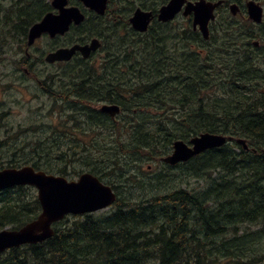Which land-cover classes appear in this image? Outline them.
Masks as SVG:
<instances>
[{"label":"trees","instance_id":"16d2710c","mask_svg":"<svg viewBox=\"0 0 264 264\" xmlns=\"http://www.w3.org/2000/svg\"><path fill=\"white\" fill-rule=\"evenodd\" d=\"M45 1L28 0L24 3L25 6L18 8L14 16L5 17V22L10 25L9 34L15 35L20 43L24 44L31 25L51 10ZM155 1V4L159 6L167 0ZM42 2L43 5H41ZM122 2L124 5L118 19L114 8L111 14L116 21L110 20L103 23L102 19L94 18L104 28L90 34L98 38H104L106 35L112 38L109 43L104 42L111 45L107 47L104 56H97L95 63L90 66L87 65L88 62L78 61L75 67H80V72L75 73L76 75L71 72L61 74V79L57 81L59 91H53L55 103L69 112L72 110L67 114L72 112L77 114L78 118H73L74 125L71 126L66 121V126H71V129L65 126L66 129L73 130L72 138L68 139L73 144L56 143L53 146V133L55 134L53 127L50 132L51 145L43 149L40 154L34 150L29 160L8 161L10 167L30 164L36 170L63 177H76L82 172V170L77 171L74 165L77 155L73 162L69 158L71 151L75 153L76 150H80V165L86 167V171L94 175L96 173L101 181L111 186L116 192L118 189L121 192L108 212L66 218L54 226L53 237L40 244L28 245L29 248L26 245L5 252L0 255V264H264L262 246L264 240V65L258 62L259 59L256 57L258 54L251 51L252 46L248 42L254 37L257 38L258 35L249 31L244 24L233 21L232 29L234 30L227 34L228 39L220 45L221 51L226 52L229 59L223 55L221 60V57L206 50L209 60L206 61V57L202 56L203 53L194 51L188 53L189 55L182 54L181 59L179 58L182 63L179 64L174 56L166 55V52L171 50L167 46L168 42L176 39L171 30L153 22L148 33L144 35L135 33L127 25L132 4L128 0H118L117 3L111 0L110 3L115 7L117 4L122 5ZM147 4L152 6L153 3L149 1ZM125 11L127 14L124 13ZM85 28L90 30L91 25L86 23ZM121 31L122 35H120ZM190 35H192L190 38L195 36L199 38L196 33L190 32ZM56 45L57 43L53 44V46ZM23 60L28 62V58L24 57ZM240 65L243 68L239 67ZM245 65L252 68L255 73H260L258 77H262H248L247 73L250 69ZM223 67H227V70H222ZM215 70L221 78L217 75L213 76L214 79L217 78L213 87L210 80L208 81L210 84L206 83L201 76L210 77V73ZM127 74L134 80L132 77L129 79L130 76ZM198 76H200V82L197 80ZM123 80H126V83ZM93 82L95 85L92 84ZM85 83L88 88L84 85ZM101 85L106 88H101ZM84 88L87 90L84 91ZM42 90L47 95L51 94L43 87ZM242 90H244L243 93ZM120 93H125L124 97ZM106 97L108 101L105 100ZM66 98L69 100L67 101ZM125 98H128L127 101ZM105 101L106 103L118 101L122 112L126 113L125 116L122 113L117 118L118 121L114 122L107 116L99 114L94 109V105ZM152 111L155 112L152 115L158 118L161 116L160 120L150 117ZM172 111L175 116L171 115ZM166 112L170 114V118H163ZM103 127V130L107 129L106 133L109 131L106 134L105 143V138L99 134ZM204 132L245 139L249 148L244 150L237 144L236 146L234 143H229L221 148L207 151L190 162L180 165L179 169L184 168L181 180L178 179L181 174L172 173L174 168H165L166 171L162 172L157 179L166 184V188L163 189L155 186L153 179L146 180L138 175L142 173L144 169L142 167L147 161L167 155L174 140L180 139L187 142L193 136ZM92 134L95 135V142L92 139L87 144V137ZM97 143L105 145L101 146ZM39 146L37 145L36 149ZM21 162L23 164L19 165ZM131 163H134V169L130 168ZM96 164H98L97 168ZM167 179H170L169 183ZM191 180L202 182L203 186L200 189L191 188L189 186ZM174 183L177 185L175 188H173ZM181 184H184V188L179 186ZM124 187L133 191L131 196ZM166 189L167 192L163 195H155ZM188 190L197 191L198 194H189ZM31 191H33L32 188L19 187L0 193V230L6 227L12 230L19 229L40 213L36 195ZM254 218L257 220L255 221ZM109 230L113 231L109 232ZM189 230L195 234H191ZM187 232L189 233L186 234ZM187 239L191 241H186ZM143 254L145 257L142 256ZM146 255L149 257L147 258Z\"/></svg>","mask_w":264,"mask_h":264},{"label":"rangeland","instance_id":"374dc122","mask_svg":"<svg viewBox=\"0 0 264 264\" xmlns=\"http://www.w3.org/2000/svg\"><path fill=\"white\" fill-rule=\"evenodd\" d=\"M27 1L28 0H0V167L2 168L10 166L8 161H18L22 159L29 160L33 156L34 150L40 154L43 149L49 147L51 145L50 132L53 127L55 128L53 129V132H55V134L53 133V146L56 145V143L73 144L70 143L68 139L72 138L73 130L71 131L70 129L71 126L74 125L73 118L76 116L74 113L67 114L70 113L67 109L61 107V105L55 103L54 100L50 98L53 97V91H59V82L57 81L61 79L60 75L66 72L67 68L65 66L67 65H48L40 63V60L43 59L47 51L53 47V40H50L47 37H42L41 39H38L29 49V59L27 62L29 64L23 66L27 69L29 68L28 70L31 71V74L30 76H26L22 73L20 68V61H22L25 56L26 39L24 40V44H22L15 37V35L9 34L8 32L10 25L5 22V17L14 16L15 13H17L18 8L21 9L20 7L25 6L24 3ZM128 1L132 4L130 8H135V6L144 4H146V6L148 5L145 0ZM260 1L264 2L263 0ZM113 2L116 3L118 0H113ZM154 2L156 1L154 0ZM45 3L48 4L47 1H45ZM41 5H43V2ZM71 5L78 4L72 0ZM190 26V18L185 19L181 16L178 17L171 25L175 32L189 29ZM76 33L77 32H73L68 38L59 40L57 45H65L64 43H66L70 38H73ZM120 35H122V31L120 32ZM175 43V40L168 42V45L171 44L174 47L171 51V56H174L177 62L181 64L182 61L179 59L182 52L181 45L176 47ZM190 45L193 46V44ZM216 49L217 48L213 46L211 48L212 53L216 54L218 57H224ZM178 51L181 52L179 53ZM262 52H264V40L261 41L260 48H258L255 54H261ZM206 54L208 53H205L202 56L206 57V61H208ZM259 54L256 55V57L259 59L258 62L263 64L262 55ZM95 59L97 58L95 57ZM226 68L227 67H223L224 70H226ZM178 74H180V72H178ZM198 75H200L199 72ZM213 75L218 76V72H216V70L211 72V78H206L205 76H201V78L206 82L207 80H210V83H215V77H213ZM197 80L200 82V76H198ZM41 87L51 94H45L43 90H41ZM219 95L220 93H217V96ZM151 113L155 112L152 111ZM167 114L163 118H169V115ZM151 118L160 120V118L154 115H151ZM66 121L71 126H66ZM170 124L171 123H169V125ZM48 126H51V128H48ZM65 126L70 129H66ZM56 127L58 129H56ZM94 137V134L88 136L87 144H89L92 139L93 142H95ZM101 137L105 138V143V131L102 132ZM37 145H40L38 149H36ZM78 147L80 148L81 146ZM79 151L80 150H76L75 153L71 151V157L69 159L73 162L75 160V156L77 155L76 163L74 164L76 170L86 172V167L80 165ZM22 164V162L19 163V165ZM131 165L132 166L130 168L134 169V163H131ZM147 167L149 168L147 169ZM142 168H144L141 171L142 173H138L140 177H144L146 180L153 179L155 186L157 185L162 189L166 188V184L161 183L162 180H157L160 177V174L166 171V167L160 162V160L147 161ZM172 173H176L177 175L181 174L178 178L181 180L183 179L184 168L175 169ZM70 177L72 179L76 178L75 176ZM70 177L67 178L69 179ZM167 181L169 183L170 179H167ZM176 186L177 185L174 183L173 188ZM179 186L184 188V184ZM189 186L191 188L200 189L203 186V183L191 180ZM124 189L128 194L130 193L129 196H131L133 191L125 187ZM32 190L33 191L31 192L36 193L34 189ZM188 191L197 193V191L194 190ZM120 192L121 191L119 190V193ZM165 192H167V189L164 193ZM109 210L110 208L99 213H106ZM262 246L264 248V240Z\"/></svg>","mask_w":264,"mask_h":264},{"label":"water","instance_id":"95a60500","mask_svg":"<svg viewBox=\"0 0 264 264\" xmlns=\"http://www.w3.org/2000/svg\"><path fill=\"white\" fill-rule=\"evenodd\" d=\"M85 7L103 14L108 0H78ZM186 0H170L169 3L159 10L158 20L167 22L172 20L181 11ZM68 0H53L52 7L58 10V14L49 13L42 21L32 26L28 33L27 45L31 46L34 41L43 33L51 38L56 35H64L71 24L79 25L83 22L84 16L77 7H66ZM211 6L203 1L193 5L187 3L184 16L194 13V26H199L204 38L208 36L207 24L212 18ZM250 19L255 23L261 22V8L252 3L247 5ZM236 10L232 7V12ZM152 19L149 12L137 9L129 19L132 28L138 32H145ZM99 42L93 39L90 44L80 46L74 45L71 48L58 49L45 57L47 63L56 61H69L76 52H79L84 59L88 58L91 52L99 48ZM100 111L114 117L119 113L118 106L104 105ZM227 138L215 134H201L193 138L188 146L182 141L173 144V153L164 158L163 162L175 165L179 162H186L200 153L221 147ZM246 148L245 141L237 140ZM17 186H33L37 189V198L40 203L41 213L31 222L15 231L4 230L0 232V252L6 249L19 247L24 244L40 243L53 235L51 225L61 220L65 215H80L92 213L110 206L115 201V196L108 187L100 184L97 178L91 174H83L77 182H67L64 178L46 175L43 172H35L33 168L26 166L21 169H5L0 171V190Z\"/></svg>","mask_w":264,"mask_h":264},{"label":"bare ground","instance_id":"6f19581e","mask_svg":"<svg viewBox=\"0 0 264 264\" xmlns=\"http://www.w3.org/2000/svg\"><path fill=\"white\" fill-rule=\"evenodd\" d=\"M240 2H241V1H240ZM122 5H124L123 2H122ZM125 5H128V4H125ZM127 7H128V6H127ZM124 9H125V8H124ZM127 9H128V8H127ZM129 9H130V8H129ZM125 10H126V9H125ZM127 11H128V10H127ZM124 13L127 14L126 11H125ZM125 14H124V15H125ZM19 15H20V14H19ZM19 15H18V16H19ZM121 15H123V14H121ZM124 15H123V16H124ZM20 17H21V16H20ZM22 23H23V22H22ZM24 24H25V23H24ZM127 25H129V24H127ZM153 32H154V31H153ZM156 32H158V31H156ZM154 34H155V33H154ZM250 34H251V33H250ZM230 35H231V34H230ZM231 36H232V35H231ZM236 38H237V37H236ZM236 38H234V39H236ZM198 39H199V38H198ZM229 39H230V38H229ZM232 39H233V38H232ZM237 39H238V38H237ZM230 41L233 42L232 40H230ZM261 41H262V40H261ZM138 42H139V41H138ZM140 42H141V41H140ZM234 42H235V41H234ZM236 42H237V41H236ZM224 43L226 44V42H224ZM224 43H222V44H224ZM117 44H118V43H117ZM137 44H138V43H137ZM139 45H140V43H139ZM226 45H227V44H226ZM233 45H235V44H233ZM135 46H136V45H135ZM141 46H142V45H141ZM251 46H252V45H251ZM117 47H120V46H117ZM121 47H122V46H121ZM133 47H134V45H133ZM133 47H132V48H133ZM137 47H138V45H137ZM220 47H221V46H220ZM225 47H227V46H225ZM123 48H124V47H123ZM135 48H136V47H135ZM135 48L133 49L134 51H135ZM228 48H229V45H228ZM230 48H231V47H230ZM233 48H234V47H233ZM121 49H122V48H121ZM121 49H119V50H121ZM124 49H126V48H124ZM124 49H123V50H124ZM225 49H226V48H225ZM223 50H224V49H223ZM227 50H228V49H227ZM236 50H237V49H236ZM240 50H241V49H240ZM114 51H115V50H114ZM117 51H118V50H117ZM131 51H132V50H131ZM141 51H142V50H141ZM126 52H127V51H126ZM128 52H130V51L128 50ZM178 52H179V51H178ZM180 52H181V51H180ZM180 52H179V53H180ZM229 52H230V51H229ZM232 52H233V51H232ZM236 52H237V51H236ZM123 53H124V51H123ZM181 53H182V52H181ZM224 53H226V52H224ZM124 54H125V53H124ZM226 54H227V53H226ZM230 54H231V53H230ZM233 54H234V53H233ZM237 54H238V53H237ZM237 54H235V55H237ZM125 55H126V54H125ZM180 55H181V54H180ZM183 55H184V54H183ZM183 55H182V56H183ZM185 55H186V54H185ZM188 55H189V54H188ZM123 56H124V55H123ZM230 56H231V55H230ZM230 56H229V57H230ZM179 57H180V56H179ZM186 57H187V56H186ZM194 57H195V56H194ZM233 57H234V56H233ZM237 57H238V56H237ZM241 57H242V56H241ZM39 58H40V57H39ZM123 58H125V57H123ZM222 58H223V57H222ZM222 58H221V60H222ZM125 59H126V58H125ZM180 59H181V58H180ZM187 59H188V58H187ZM218 59H220V58H218ZM228 59H229V58H228ZM228 59H227V60H228ZM233 59H234V58H233ZM248 59H249V58H248ZM22 60H23V59H22ZM126 60H127V59H126ZM185 60H186V59H185ZM223 60H224V59H223ZM234 60H235V59H234ZM234 60H233V61H234ZM127 61H128V60H127ZM159 61H160V60H159ZM180 61H181V60H180ZM208 61H209V60H208ZM229 61L232 63L231 60H229ZM236 61H237V60H236ZM238 61H239V60H238ZM247 61H248V60H247ZM249 61H251V60H249ZM120 62H122V61H120ZM218 62H219V61H218ZM221 62H222V61H221ZM223 62H224V61H223ZM226 62H227V61H226ZM230 62H229V63H230ZM243 62H245V61H243ZM252 62H253V61H252ZM33 63H34V62H33ZM85 63H86V62H85ZM111 63H113V62H111ZM219 63H220V62H219ZM240 63H241V62H240ZM118 64H119V63H118ZM123 64H124V63H123ZM125 64H126V63H125ZM125 64H124V65H125ZM226 64H227V63H226ZM237 64H238V63H237ZM248 64H249V62H248ZM251 64H252V63H251ZM126 65H127V64H126ZM221 65H222V64H221ZM223 65H224V64H223ZM229 65H231V64H229ZM253 65H254V64H253ZM78 66H79V64H78ZM84 66H85V65H84ZM111 66H112V65H111ZM227 66H228V65H227ZM245 66H247L248 69H250V71L247 69V70L249 71V72L247 73V74H248V77H258V75H259L260 73H259V74H258L257 72L255 73V71H253L252 68H250L248 65H245ZM76 67H77V66H76ZM87 67H88V66H87ZM114 67H115V66H113V68H114ZM117 67H118V66H117ZM230 67H232V66H230ZM239 67H242V68H243V66H241V65H240ZM79 68H80V67H79ZM110 68H111V67H110ZM122 68H123V67H122ZM126 68H127V67H126ZM256 68H258V67H256ZM114 69H115V68H114ZM229 69H230V68H229ZM231 69H232V68H231ZM130 70H131V69H130ZM222 70H224V69H222ZM226 70H227V69H226ZM255 70H257V69H255ZM123 71H124V70H123ZM127 71H128V69H127ZM130 72H132V71H130ZM130 72H129V73H130ZM228 72H229V71H228ZM228 72H227V73H228ZM261 73H262V72H261ZM110 74H111V73H110ZM223 74H225V73L223 72ZM80 75H81V74H80ZM84 75H85V74H84ZM86 75H87V74H86ZM114 75H115V74H114ZM125 75H126V74H125ZM127 75H129V74H127ZM208 75H209V74H208ZM218 75H219V74H218ZM122 76H123V75H122ZM122 76H121V77H122ZM129 76H130V77H129V79H130L132 76H131V75H129ZM211 76H212V74H211ZM213 76H214V75H213ZM106 77H107V76H106ZM108 77H109V76H108ZM116 77H117V75H116ZM219 77H220V76H218V78H219ZM224 77H225V76H224ZM260 77H262V76H260ZM260 77H258V78H260ZM85 78H86V77H85ZM126 78H128V77H126ZM207 78H208V77H207ZM210 78H211V77H210ZM210 78H209V79H210ZM212 78H213V77H212ZM220 78H221V77H220ZM222 78H223V77H222ZM90 79H91V78H90ZM104 79H105V77H104ZM111 79H113V78L111 77ZM118 79H120V78H118ZM118 79H117V80H118ZM129 79H128V81H129ZM132 79H133V77H132ZM216 79H217V78H216ZM216 79H215V80H216ZM261 79H262V78H261ZM263 79H264V78H263ZM100 80H101V79H100ZM115 80H116V78H115ZM115 80H114V82H115ZM121 80H122V78H121ZM133 80H134V79H133ZM133 80H131V82H132ZM213 80H214V79H213ZM232 80H233V79H232ZM123 81H125V83H126V80H123ZM204 81H205V80H204ZM211 81H212V79H211ZM228 81H229V80H228ZM263 81H264V80H263ZM91 82H92V81H91ZM104 82H105V80H104ZM104 82H103V83H104ZM109 82H110V81L108 80V83H109ZM131 82H130V83H131ZM207 82H208V80H207ZM207 82H206V83H207ZM209 82H210V81H209ZM209 82H208V83H209ZM221 82H222V81H221ZM221 82H220V83H221ZM223 82H224V81H223ZM236 82H237V81H236ZM87 83H88V82H87ZM99 83H100V82H99ZM119 83H120V82H119ZM121 83H122V82H121ZM121 83H120V84H121ZM92 84H94V82H93ZM106 84H107V83H106ZM110 84H111V83H110ZM113 84H114V83H113ZM132 84H133V83H132ZM132 84H130V85H132ZM209 84H210V83H209ZM216 84H217V83H216ZM227 84H229V83H227ZM41 85H42V84H41ZM84 85L86 86L87 84L85 83ZM94 85H95V84H94ZM94 85H93V86H94ZM125 85H126V84H125ZM130 85H129V86H130ZM133 85H134V84H133ZM211 85L213 86V83H212ZM211 85H210V86H211ZM221 85H222V84H221ZM236 85H238V84H236ZM79 86H80V85H79ZM79 86H78V87H79ZM82 86H83V85H82ZM101 86H102V85H101ZM101 86H100V87H101ZM230 86H231V85H230ZM78 87H76V88H78ZM86 87H87V86H86ZM89 87H90V86H89ZM107 87H108V86H107ZM131 87H132V86H131ZM134 87H135V86H134ZM196 87H198V86H196ZM204 87H205V85H204ZM207 87H208V86H207ZM218 87H219V86H218ZM227 87H228V85H227ZM87 88H88V87H87ZM97 88H98V87H97ZM101 88H103V86H102ZM105 88H106V87H105ZM105 88H103V89H105ZM129 88H130V87H129ZM208 88H209V87H208ZM228 88H229V87H228ZM236 88H237V87H235V89H236ZM240 88H241V87H240ZM90 89H91V88H90ZM205 89H206V88H205ZM211 89H212V88H211ZM211 89H210V90H211ZM215 89H216V88H215ZM41 90H42V89H41ZM78 90H79V89H78ZM78 90H77V91H78ZM81 90H82V89H81ZM85 90H87V89L84 88V91H85ZM88 90H89V89H88ZM202 90H203V89H202ZM208 90H209V89H208ZM219 90H220V89H219ZM224 90H225V89H224ZM227 90H228V89H227ZM230 90H231V89H230ZM230 90H229V91H230ZM245 90H246V89H245ZM71 91H72V90H71ZM200 91H201V90H200ZM206 91H207V90H205V92H206ZM243 91H244V90H242V93H243ZM104 92H105V91H104ZM53 93H54V92H53ZM69 93H70V92H69ZM77 93H78V92H77ZM116 93H117V92H116ZM127 93H128V92H127ZM129 93H130V92H129ZM196 93H197V92H196ZM199 93H200V92H199ZM218 93H219V92H218ZM235 93L237 94V92H235ZM247 93H248V92H247ZM55 94H57V93H55ZM66 94H67V93H66ZM75 94H76V93H75ZM78 94H79V93H78ZM80 94H81V93H80ZM87 94H88V93H87ZM120 94H123V93H120ZM124 94H125V93H124ZM124 94H123V96H122V95H121V96L124 97ZM205 94H207V93H205ZM208 94H209V93H208ZM232 94H233V93H232ZM72 95H73V94H72ZM118 95H119V94H118ZM126 95H127V94H126ZM131 95H132V93H131ZM210 95H211V92H210ZM241 95H242V94H241ZM245 95H246V94H245ZM66 96H67V95H66ZM77 96H78V95H77ZM80 96H81V95H80ZM127 96H128V95H127ZM195 96H196V94H195ZM202 96H203V95H202ZM205 96H206V95H205ZM205 96H204V97H205ZM227 96H228V94H227ZM227 96H226V98H227ZM230 96H231V95H230ZM237 96H238V95H237ZM239 96H240V95H239ZM64 97H65V96H64ZM74 97H76V96H74ZM81 97H82V96H81ZM84 97H85V96H84ZM84 97H83V98H84ZM125 97H126V96H125ZM204 97H202V98H204ZM206 97H207V96H206ZM210 97H211V96H210ZM218 97H219V96H218ZM220 97H221V96H220ZM243 97H244V96H243ZM67 98H68V97H67ZM67 98H66V100H67ZM70 98H71V97H70ZM72 98H73V96H72ZM78 98H79V97H78ZM78 98H77V99H78ZM83 98H82V100H83ZM223 98H224V97H223ZM226 98H225V99H226ZM228 98H230V97H228ZM75 99H76V98H75ZM119 99H120V98H119ZM123 99H124V98H123ZM125 99H126V98H125ZM127 99H128V98H127ZM127 99H126L125 101H127ZM211 99H212V98H211ZM217 99L219 100L220 98H217ZM241 99H243V98H241ZM241 99H240V100H241ZM68 100H69V99H68ZM68 100H67V101H68ZM79 100H81V99H79ZM82 100H81V101H82ZM105 100H107V97H106ZM207 100H208V99H207ZM214 100H215V99H214ZM214 100H213V102H214ZM218 100H217V101H218ZM223 100H224V99H223ZM228 100H229V99H228ZM245 100H246V99H245ZM64 101H65V100H64ZM88 101H89V100H88ZM90 101H91V100H90ZM101 101H102V100H101ZM103 101H104V99H103ZM107 101H108V100H107ZM107 101H105V102H107ZM132 101H133V100H132ZM230 101H231V100H230ZM246 101H247V100H246ZM78 102H79V101H78ZM78 102H77V103H78ZM117 102H118V101H117ZM117 102L114 103V104H118ZM191 102H192V101H191ZM191 102H190V103H191ZM208 102H209V101H208ZM220 102H221V100H220ZM220 102H219V103H220ZM243 102H244V101H243ZM243 102H242V103H243ZM252 102H253V101H252ZM72 103H74V102H72ZM91 103H92V101H91ZM108 103H109V102H108ZM126 103H127V102H126ZM128 103H129V102H128ZM128 103H127V104H128ZM190 103H189V104H190ZM205 103H206V101H205ZM215 103H216V102H215ZM69 104H70V103H69ZM78 104H79V103H78ZM81 104H82V103H81ZM85 104H86V103H85ZM88 104H89V103H88ZM129 104H130V103H129ZM193 104H194V103H193ZM74 105H75V104H74ZM118 105H119V104H118ZM131 105H132V104H131ZM198 105H199V104H198ZM204 105H205V104H204ZM215 105H216V104H215ZM215 105H214V106H215ZM252 105H253V103H252ZM82 106H84V105H82ZM129 106H130V105H129ZM133 106H134V105H133ZM151 106H152V105H151ZM191 106H192V105H191ZM210 106H211V105H210ZM217 106H218V105H217ZM217 106H216V107H217ZM71 107H73V106H71ZM87 107H88V105H87ZM87 107H86V108H87ZM89 107H90V106H89ZM120 107H121V106H120ZM135 107H136V106H135ZM135 107H134V108H135ZM139 107H140V106H138V108H139ZM153 107H154V106H153ZM180 107H181V106H180ZM197 107H198V106H197ZM206 107H207V106H206ZM206 107H205V109H206ZM212 107H213V106H212ZM121 108H122V107H121ZM124 108H125V107H124ZM124 108H123V109H124ZM130 108H132V107H130ZM136 108H137V107H136ZM140 108H141V107H140ZM142 108H143V107H142ZM218 108H220V106H218ZM218 108H217V109H218ZM75 109H76V108H75ZM88 109H90V108H88ZM175 109H176V108H175ZM177 109H180V108H177ZM203 109H204V108H203ZM217 109H216V110H217ZM7 110H8V109H7ZM76 110H77V109H76ZM84 110H85V108H84ZM129 110H131V109H129ZM134 110H135V109H133V111H134ZM139 110H141V109H139ZM207 110H208V109H207ZM211 110H214V109H211ZM216 110H215V111H216ZM71 111H72V110H71ZM71 111H70V112H71ZM87 111H88V110H87ZM87 111H86V112H87ZM141 111H142V110H141ZM168 111H169V110H168ZM181 111H182V110H181ZM221 111H222V110H221ZM246 111H247V109H246ZM82 112H83V111H82ZM86 112H85V115H87ZM127 112H128V111H127ZM129 112H130V111H129ZM138 112H140V111H138ZM175 112H177V111H175ZM175 112H174V113H175ZM183 112H184V111H183ZM210 112H211V111H210ZM217 112H218V110H217ZM219 112H220V111H219ZM72 113H73V112H72ZM74 113H75V112H74ZM76 113H77V112H76ZM87 113H88V112H87ZM89 113H90V112H89ZM122 113L124 114V112H122ZM134 113H135V112H134ZM144 113H146V112L144 111ZM169 113H170V112H169ZM246 113H247V112H246ZM78 114H79V113H78ZM80 114H82V113L80 112ZM80 114H79V115H80ZM125 114H126V113H125ZM125 114H124V116H125ZM127 114H128V113H127ZM166 114H167V113H166ZM172 114H173V111H172L171 115H172ZM76 115H77V114H76ZM76 115H75V116H76ZM131 115H132V114H131ZM167 115H170V114H167ZM173 115H174V114H173ZM246 115H247V114H246ZM253 115H254V114H253ZM134 116H135V115H134ZM174 116H175V115H174ZM248 116H249V115H248ZM76 117H77V116H76ZM90 117L92 118V116H90ZM77 118H78V117H77ZM123 118H124V117H123ZM160 118H161V116H160ZM169 118H170V116H169ZM244 118H245V117H244ZM127 119H128V117H127ZM132 119H133V117H132ZM225 119H226V118H225ZM75 120H78V119L75 118ZM124 120H125V118H124ZM136 120H137V119H136ZM164 120H165V119H164ZM167 120H169V119H167ZM84 121H86V120H84ZM125 121H126V120H125ZM228 121H229V119H228ZM73 122H74V121H73ZM77 122H78V121H77ZM96 122H97V121H96ZM127 122H128V120H127ZM130 122H131V121H130ZM133 122H134V121H133ZM224 122H225V121H224ZM83 123H84V122H83ZM83 123H82V124H83ZM125 123H126V122H125ZM78 124H81V123H78ZM86 124H87V122H86ZM88 124H89V123H88ZM90 124H91V122H90ZM103 124H104V123H103ZM128 124H129V123H128ZM132 124H133V123H132ZM132 124H131V125H132ZM95 125H96V124H95ZM106 125H107V124H105V126H106ZM96 126H97V125H96ZM96 126H95V127H96ZM99 126H100V124H99ZM101 126H102V125H101ZM107 126H108V125H107ZM109 126H110V125H109ZM85 127H86V126H84V128H85ZM89 127H92V126H89ZM89 127H88V128H89ZM93 127H94V126H93ZM131 127H132V126H131ZM88 128H87V129H88ZM103 128H104V127H103ZM106 128H107V127H106ZM92 129H93V128H92ZM96 129H97V128H96ZM110 129H111V127H110ZM129 129H130V127H129ZM97 130H98V129H97ZM100 130H101V129H100ZM105 130H107V129H105ZM92 131H94V130H92ZM108 132H109V131H108ZM108 132H107V133H108ZM116 132H117V131H116ZM107 133H106V134H107ZM121 134H122V133H121ZM199 134H200V133H199ZM214 134H216V133H214ZM108 136H109V135H108ZM191 137H192V136H191ZM106 139H107V138H106ZM232 139H233V142H232V143H234L235 145L237 144V145H239V146H241V147L243 146V145H241L240 143L237 142V140H243L242 138H234V137H232ZM184 140H185V139H184ZM189 140H190V139H189ZM96 142H98V141H96ZM185 142H186V141H185ZM187 142H188V141H187ZM95 144H96V143H95ZM234 144H232V145H234ZM237 145H236V146H237ZM114 147H115V143H114ZM231 147H232V146H231ZM96 148H97V147H96ZM101 148H102V147H101ZM105 148H106V147H105ZM109 148H110V147H109ZM242 148H243V147H242ZM248 148H249V147H248ZM233 149H236V148H233ZM96 150H99V149H96ZM100 150H101V149H100ZM112 150H113V148H112ZM225 150H226V149H225ZM105 152H106V151H105ZM107 152H108V151H107ZM108 153H109V152H108ZM111 153H112V152H111ZM105 155H106V154H105ZM112 155H113V154H112ZM230 155H231V154H230ZM107 156H108V155H107ZM109 156H110V155H109ZM113 157H114V156H113ZM79 158H80V157H79ZM100 159H102V158H100ZM106 159H107V157H106ZM85 160H86V159H85ZM103 160H104V159H103ZM262 160H263V159H262ZM99 161H100V160H99ZM82 162H83V161H82ZM93 162H94V161H93ZM103 162H105V160H104ZM66 163H67V162H66ZM91 163H92V162L90 161V164H91ZM94 163H95V162H94ZM96 163H97V162H96ZM92 165H93V164H92ZM97 165H98V164H96V168H97ZM100 165H102V164H100ZM93 166H94V165H93ZM63 167H64V166H63ZM89 167H90V166H89ZM91 168H93V167H91ZM99 168H100V167H99ZM93 169H94V168H93ZM91 170H92V169H91ZM94 170H95V169H94ZM96 170H97V169H96ZM96 170H95V171H96ZM89 171H90V168H89ZM62 173H63V172H62ZM91 173H92V172H91ZM93 173H94V172H93ZM95 175H96V173H95ZM98 176H99V175H98ZM145 187H146V186H145ZM175 191H176V190H175ZM178 191H179V190H178ZM183 191H184V190H183ZM179 192H180V191H179ZM187 192H188L189 194H198V192H197V193L190 192V191H187ZM201 193H202V192H201ZM163 194H164V192H163V193L160 192V193L155 194V195H163ZM259 194H260V193H259ZM146 195H147V194H146ZM144 196H145V195H144ZM151 196H152V195H151ZM152 197H153V196H152ZM162 197H163V196H162ZM165 197H166V195H165ZM226 197H227V196H226ZM226 197H225V198H226ZM263 197H264V196H263ZM157 198H158V197H157ZM163 198H164V197H163ZM142 199H143V198H142ZM146 200H147V199H146ZM150 200H151V198H150ZM158 200H159V199H158ZM141 202H142V201H141ZM165 202H166V201H165ZM219 202H220V201H219ZM137 203H138V202H137ZM143 203H144V201H143ZM143 203H142V204H143ZM155 203H156V202H155ZM166 203H167V202H166ZM150 204H151V203H150ZM138 205H139V204H138ZM157 205H158V204H157ZM178 205H179V204H178ZM221 206H222V205H221ZM238 207H240V206H238ZM253 214H254V213H253ZM250 215H252V214H250ZM243 217H244V216H243ZM255 217H256V215H255ZM241 218H242V217H241ZM248 218H249V217H248ZM2 219H3V218H2ZM180 219H181V218H180ZM236 219H237V218H236ZM239 219H240V218H239ZM239 219H238V220H239ZM245 219H247V218H245ZM252 220H253V219H252ZM254 220H255V218H254ZM256 220H257V219H256ZM256 220H255V221H256ZM0 221H1V220H0ZM3 221H4V219H3ZM177 221H178V219H177ZM230 221H231V220H229V222H230ZM244 221H245V220H244ZM247 221H248V220H247ZM231 222H232V221H231ZM249 222H250V220H249ZM176 223H177V222H176ZM187 223H188V221H187ZM187 223H186V224H187ZM223 223H224V222H223ZM237 223H238V222H237ZM241 223H242V220H241ZM241 223H240V224H241ZM243 223H245V222H243ZM253 223H254V222H252V224H253ZM3 224H4V223H3ZM186 224H185V225H186ZM188 224H189V223H188ZM188 224H187V225H188ZM257 224H258V223H257ZM132 225L135 226V224H132ZM157 225H158V224H157ZM173 225H175V224L173 223ZM221 225H222V224H221ZM241 225H242V224H241ZM241 225H240V226H241ZM260 225H261V223H260ZM0 226H1V225H0ZM3 226H4V225H3ZM133 226H132V227H133ZM236 226H237V225H236ZM243 226H244V224H243ZM261 226H262V225H261ZM111 227H112V226H111ZM171 227H172V226H171ZM217 227H218V226H217ZM231 227H232V226H231ZM237 227H238V226H237ZM108 228H109V227H108ZM158 228H159V227H158ZM165 228H166V227H165ZM113 229H114V228H113ZM116 229H117V228H116ZM131 229H132V228H131ZM139 229H140V228H139ZM174 229H175V228H174ZM184 229H186V228H184ZM193 229H194V228H193ZM123 230H124V229H123ZM129 230H130V229H129ZM132 230H133V229H132ZM172 230H173V228H172ZM176 230H177V229H176ZM180 230L182 231V228H181ZM237 230H238V228H237ZM261 230H262V229H261ZM112 231H113V230H112ZM112 231L109 230V232H112ZM114 231H115V230H114ZM174 231H175V230H174ZM181 231H180V232H181ZM187 231H188V230H187ZM192 231H193V230H192ZM129 232H130V231H129ZM131 232H132V231H131ZM163 232H164V231H163ZM172 232H173V231H172ZM172 232H171V233H172ZM185 232H186V230L184 231V234H185ZM189 232H190V230H189ZM189 232H187L186 234H188ZM127 233H128V232H127ZM173 233H175V232H173ZM190 233H191V232H190ZM237 233H238V232H237ZM191 234H195V233L193 232V233H191ZM129 235H130V234H129ZM132 235H133V233H132ZM166 235H167V233H166ZM170 235H172V234H170ZM174 235H175V234H174ZM130 236H131V235H130ZM175 236H176V235H175ZM197 236H198V235H197ZM94 237H95V236H94ZM179 237H180V236H179ZM190 237H191V236H190ZM195 237H196V235H195ZM199 237H200V236H199ZM256 237H257V236H256ZM123 238H124V237H123ZM127 238H128V237H127ZM131 238H132V237H131ZM175 238H177V237H175ZM188 238H189V236H188ZM203 238H204V237H203ZM246 238H247V237H246ZM182 239H183V238H182ZM185 239H186V238H185ZM193 239H194V238H193ZM193 239H192V240H193ZM196 239H197V238H196ZM198 239H199V238H198ZM242 239H243V238H242ZM109 240H110V239H109ZM204 240H205V238H204ZM168 241H169V240H168ZM186 241H191V240H190V239H189V240L187 239ZM193 241H194V240H193ZM196 241H197V240H196ZM199 241H200V240H199ZM201 241L204 242L203 240H201ZM201 241H200V242H201ZM243 241H244V240H243ZM247 241H248V240H247ZM250 241H251V240H250ZM250 241H249V242H250ZM177 242H178V241H177ZM179 242H180V241H179ZM240 242H241V241H240ZM111 243H112V242H111ZM188 243H189V242H188ZM216 243H217V242H216ZM242 243H243V242H242ZM252 243H253V242H252ZM163 244H164V243H163ZM193 244H195V243H193ZM193 244H192V245H193ZM238 244H239V243H238ZM245 244L247 245L246 242H245ZM249 244H250V243H249ZM165 245H166V244H165ZM196 245H197V244H196ZM242 245H243V244H242ZM27 246H28V245H27ZM30 246H31V245H30ZM111 246H112V245H111ZM184 246H185V245H184ZM189 246H190V245H188V247H189ZM220 246H221V245H220ZM252 246H253V244H252ZM140 247H141V246H140ZM181 247H182V246H181ZM186 247H187V244H186ZM250 247H251V246H250ZM28 248H29V246H28ZM162 248H163V246H162ZM189 248H190V247H189ZM139 249H140V248H139ZM139 249H138V250H139ZM140 250H141V249H140ZM140 250H139V251H140ZM158 250H159V249H158ZM182 250H183V249H182ZM187 250H188V249H187ZM202 250H203V249H202ZM202 250H200V251H202ZM257 250H258V249H257ZM9 251H10V250H9ZM152 251H153V250H152ZM200 251H199V252H200ZM153 252H155V251H153ZM156 252H157V251H156ZM188 253H189V252H188ZM206 253H207V252H206ZM192 254H193V253H192ZM194 254H195V253H194ZM197 254H198V253H197ZM197 254H196V255H197ZM204 254H205V253H204ZM148 255H149V254H148ZM153 255H154V253H153ZM201 255H202V254H201ZM210 255H211V254H210ZM213 255H214V254H213ZM142 256H144V254H143ZM154 256H155V255H154ZM157 256H158V254H157ZM215 256H216V255H215ZM215 256H214V258H215ZM144 257H145V256H144ZM146 257H147V255H146ZM148 257H149V256H148ZM148 257H147V258H148ZM178 257H179V255H178ZM212 257H213V256H212ZM152 258H153V257H152ZM152 258H151V259H152ZM141 259H142V258H141ZM144 259H145V258H144ZM149 259H150V258H149ZM151 259H150V260H151ZM156 259H157V258H156ZM174 259H176V258H174ZM176 260H177V259H176ZM3 261H4V260H3ZM146 261H147V260H146ZM146 261H145V263H146ZM148 261H149V260H148ZM153 261H154V259H153ZM1 262H2V261H1ZM6 262H7V261H6ZM8 262H9V261H8ZM8 262H7V263H8ZM140 262H141V261H140ZM140 262H139V263H140ZM154 262H155V261H154ZM156 262H157V261H156ZM158 262H159V261H158ZM159 263H160V262H159Z\"/></svg>","mask_w":264,"mask_h":264},{"label":"flooded vegetation","instance_id":"af4514ba","mask_svg":"<svg viewBox=\"0 0 264 264\" xmlns=\"http://www.w3.org/2000/svg\"><path fill=\"white\" fill-rule=\"evenodd\" d=\"M245 2L246 0H224V2H225V5L223 6V7H221V8H218V14H220V15H225L226 16V14H229V9H227V7H228V5L230 4V3H236L238 6H239V9L240 10H238L239 11V13H240V11H241V15L243 14L242 12H243V10L245 11V5L244 6H242V7H240V4H241V2ZM247 2V1H246ZM246 4V3H245ZM243 9V10H242ZM216 13V14H217ZM215 29H216V31L218 32V31H220L221 33H223V34H225V29L224 30H222L223 29V26H217V27H215Z\"/></svg>","mask_w":264,"mask_h":264}]
</instances>
